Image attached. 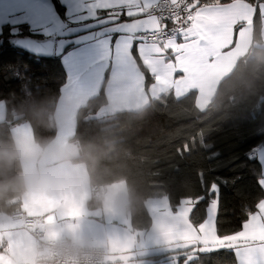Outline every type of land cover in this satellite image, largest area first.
<instances>
[{"label": "trees", "instance_id": "obj_1", "mask_svg": "<svg viewBox=\"0 0 264 264\" xmlns=\"http://www.w3.org/2000/svg\"><path fill=\"white\" fill-rule=\"evenodd\" d=\"M247 1L255 5L252 43L231 72L220 80L205 109L197 108L194 91L176 97L168 90L141 109L101 115L99 111L106 104L101 89L77 111L76 128L70 140L94 146L97 157L94 177L98 175L101 182L115 179L126 182L133 196L130 214L134 231L147 229L150 225L144 204L149 197L166 196L175 208L183 197L190 196L195 208L191 209L189 220L192 225L202 222L205 205L196 203L200 194L198 172L204 170L206 174L211 171L219 176H229L228 169L217 167L234 154L236 141L229 139L228 133L244 122L257 134L264 129V46L259 10V4L264 0ZM213 2L216 0H202V4ZM15 36L41 37L34 35L26 25L19 26L15 33L8 24L0 30V53H3L0 56V100L5 103V117L0 120V146L5 147L14 141L12 128L16 123L29 126L34 143L54 137V109L60 87L65 82L62 74L31 76V71L44 70V59L55 69L54 61L59 54L36 56L13 46L10 39ZM36 60H41L40 66ZM145 75L149 82L150 75L146 71ZM214 154H219V158H213ZM15 171V166L6 167L5 175L10 176ZM239 187L240 195L234 189L223 193L220 215L215 223L220 235L235 230L241 202L250 201L256 193L248 181H243ZM12 207L15 211L22 210L20 202H13ZM232 261L230 254L222 251L218 255L197 253L188 264H227Z\"/></svg>", "mask_w": 264, "mask_h": 264}, {"label": "crops", "instance_id": "obj_2", "mask_svg": "<svg viewBox=\"0 0 264 264\" xmlns=\"http://www.w3.org/2000/svg\"><path fill=\"white\" fill-rule=\"evenodd\" d=\"M156 1L79 0L73 5L74 16L63 24L57 21L48 25L59 36L54 40L55 53L60 52V40L68 43L74 39L68 35L74 31L79 32L81 37H90V43L94 45L90 72L86 76L65 78L60 87L54 109L55 138L70 140L73 137L79 107L101 89L106 99V104L99 111L101 115L141 109L168 90L176 97L194 91L196 106L203 110L213 99L220 80L231 72L238 58L247 52L252 43L255 5L247 0H233L236 14L218 40V48L223 51L218 52L206 71L194 73L179 59L174 64L170 61L163 68L162 62L155 57L141 59L137 56L124 60L120 49H113L109 56L105 33L116 30L131 33L136 27H158L155 15L147 10ZM214 3H204L202 6ZM97 8L111 11L99 13L100 19L96 21L72 23V20L83 21L85 15H97ZM15 9L14 0H0V30L8 24L15 33L19 26L26 25L18 22ZM83 9H87V12ZM122 10L126 11V15L117 19ZM259 10L262 14L261 39L264 46V3L259 4ZM106 20L115 23L107 24ZM81 29L89 31L83 32ZM145 71L151 77L149 82H146ZM154 72L158 74L154 75ZM173 72H176L175 76ZM4 117L5 103L0 100V120ZM16 124L12 128L13 139L34 143L29 126ZM144 204L151 222L147 229L139 231L132 228L131 214L119 215L107 207L93 206L84 192L59 195L31 193L20 201V209L38 219L37 226L44 234L65 228L93 238L104 251L100 264H188V260L197 253L227 248L237 240V237L226 234L218 236L216 225L211 217H206V213L202 222L192 225L189 214L193 201L189 204L181 199L172 208L168 198L161 196L149 197ZM243 235L264 236V225L252 220ZM33 244L29 229L19 221H12L9 213L0 214V264H29ZM187 248L191 249L184 252ZM153 255L160 256L151 258ZM179 256L183 258L179 259Z\"/></svg>", "mask_w": 264, "mask_h": 264}, {"label": "snow or ice", "instance_id": "obj_3", "mask_svg": "<svg viewBox=\"0 0 264 264\" xmlns=\"http://www.w3.org/2000/svg\"><path fill=\"white\" fill-rule=\"evenodd\" d=\"M78 2L79 0H14L18 22L26 24L34 35L53 40L59 39V36L48 25L57 21L63 24L69 17L74 16L73 5ZM83 11L86 13L87 9ZM109 11L111 10L97 8V15H85L83 21L72 20V23L96 21L100 19L99 13L107 14ZM175 11L173 9V12ZM235 14L233 0H216L214 4L204 6H202V0H185L182 19L180 16L173 19L176 27L172 30H168L166 23L168 16H165L163 17L165 23L161 30L156 27H136L131 33L122 30L105 33L109 56L112 55L113 49H120L124 60L128 57L135 59L137 56L141 59L155 57L162 62L163 68L170 61L174 64L179 59L194 73L206 71L217 58L218 52L223 51L218 48V40ZM125 15L126 11L122 10L117 19ZM105 23L112 24L115 21L106 20ZM95 26L94 24L93 27ZM80 31L89 30L81 29ZM149 33H151V39ZM68 35L74 39L68 43L60 40L61 49L54 61L56 68L53 69L51 62L44 59V70L31 71L29 73L31 76L36 78L48 76L51 73L62 74L68 78L86 76L90 72V61L94 49V45L90 43L91 38L81 37L76 31ZM124 49L126 52H123ZM2 55L3 53H0V56ZM35 63L40 66L41 60H36ZM176 71L182 72L183 69H176ZM172 75L175 76L176 72ZM228 138L236 141L233 148L234 154L217 167L228 169L230 175L219 176L211 171L207 174L204 170L199 171L197 187L200 194L196 198V203L205 205L206 217H211L215 224L216 218L220 215L223 193L228 189H234L240 195L239 186L243 181H248L256 189V193L250 201L241 202L236 214V228L226 233L228 236L237 237L236 242L227 248H214L212 252L218 255L226 251L232 257L234 264H264V236L243 235L252 220L264 225V129L257 134L244 122L231 130ZM213 158L218 159L219 154H214ZM183 199L191 204L193 198L189 196ZM192 208L194 210L195 205ZM217 235H220L219 230Z\"/></svg>", "mask_w": 264, "mask_h": 264}, {"label": "clouds", "instance_id": "obj_4", "mask_svg": "<svg viewBox=\"0 0 264 264\" xmlns=\"http://www.w3.org/2000/svg\"><path fill=\"white\" fill-rule=\"evenodd\" d=\"M94 146L78 140L49 138L40 142L16 139L0 146V214L13 213L31 193L59 195L87 193L90 204L107 207L119 215L133 211V196L122 179L101 182L94 177ZM16 171L5 175V168ZM103 249L82 232L59 228L45 233L33 245L29 264H97Z\"/></svg>", "mask_w": 264, "mask_h": 264}, {"label": "built area", "instance_id": "obj_5", "mask_svg": "<svg viewBox=\"0 0 264 264\" xmlns=\"http://www.w3.org/2000/svg\"><path fill=\"white\" fill-rule=\"evenodd\" d=\"M184 2L185 0H157L152 6H150L147 10L149 13L155 15L157 23H158V30L163 29L165 21L163 17L168 16L167 28L168 30H172L176 25L173 23V19L177 16H180L182 19V15L184 13ZM173 9L176 11L173 12ZM171 13V15H170ZM151 39V33L148 34ZM9 217L12 221H19L23 227L30 230L34 243L44 235V233L38 228V219L36 217L27 215L22 210H16L13 213L9 214ZM104 255V251H103ZM103 255L97 262V264L101 263ZM19 264H26V263H19Z\"/></svg>", "mask_w": 264, "mask_h": 264}, {"label": "water", "instance_id": "obj_6", "mask_svg": "<svg viewBox=\"0 0 264 264\" xmlns=\"http://www.w3.org/2000/svg\"><path fill=\"white\" fill-rule=\"evenodd\" d=\"M13 46L39 57L54 55V40L47 37L15 36L10 39Z\"/></svg>", "mask_w": 264, "mask_h": 264}]
</instances>
